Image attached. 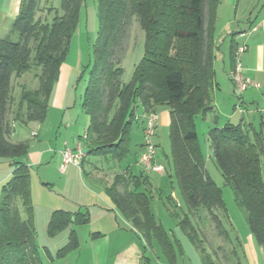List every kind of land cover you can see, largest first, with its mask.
<instances>
[{
  "label": "trees",
  "instance_id": "obj_1",
  "mask_svg": "<svg viewBox=\"0 0 264 264\" xmlns=\"http://www.w3.org/2000/svg\"><path fill=\"white\" fill-rule=\"evenodd\" d=\"M83 1L59 0L62 16L46 24L36 19L37 0H21L9 32L16 34L17 40L0 38V159L8 160L12 169L0 192V264H43L35 243L30 170L22 161L28 146L8 141L12 131L7 119L12 103L10 81L32 68L39 70L38 88L22 89L12 122L42 124L70 38L78 26ZM95 2L97 32L81 101V109L88 118L83 135L86 158L104 157L122 162L129 153L136 105L141 106L145 116L166 107L170 118L171 162L187 212L193 215L203 206L211 215L218 236L226 240L220 218L214 214L223 215L220 190L205 173L194 126L196 116L212 110L214 23L219 0ZM133 19L144 34L143 57L130 82L122 85L120 63ZM233 53L232 45L229 53L232 69ZM207 137L224 185L233 191L236 204L245 211L249 232L264 256L262 133L253 132L249 126L226 124L210 129ZM144 175L143 172L138 176L116 175L104 192L139 240L148 243L155 239L163 254L170 257L169 238L149 210L150 196L140 191V187L147 185ZM18 203L25 219L20 218ZM88 221L87 213L55 211L49 227L58 230L70 223L85 225ZM179 227L200 253L201 264H216L202 249L187 215ZM71 240L69 247L76 243L73 234Z\"/></svg>",
  "mask_w": 264,
  "mask_h": 264
},
{
  "label": "rangeland",
  "instance_id": "obj_2",
  "mask_svg": "<svg viewBox=\"0 0 264 264\" xmlns=\"http://www.w3.org/2000/svg\"><path fill=\"white\" fill-rule=\"evenodd\" d=\"M8 1L0 0V9L3 2L4 7H7ZM37 1L36 19L51 24L55 17L62 16L59 0ZM12 21L8 18L0 19V38L9 37L10 41L15 42L17 35L9 33ZM237 23L234 25V32H231L234 34L228 35L230 32H226L217 42L216 47L219 49L220 58L221 54H224L228 59L231 46L239 41L237 39ZM96 32V2L95 0H84L80 9L78 26L70 38L67 55L61 65L58 80L53 87L47 116L42 124L21 125L19 122H12L22 89L34 91L38 88L36 76L39 74V70L32 68L29 73H25L19 78L12 77L10 81L12 103L7 119L8 122H12L13 132L9 140L13 143L23 142L28 146L27 155L22 161L26 162L30 168L35 243L42 263L94 264L92 254L94 250L98 252L101 248L103 254L106 251L104 264H113L119 251L131 244H136L141 257L136 263L128 262V264H201L200 253L179 227L180 221L184 215H187L197 231V239L202 242V249L216 264H247L244 249L248 248L249 240L254 246H258L249 232L245 211L236 204L233 191L224 185L221 173L213 160L207 137L209 130L215 127V118H220V114H216L218 111H209L205 115L196 116L194 126L200 152L204 159L205 173L220 190L223 215L214 214L220 218L223 230L227 235L226 240L218 236L215 223L203 206H199L193 215L188 214L187 207L179 193L171 162L169 125H164L157 119L151 143L155 147L154 157L164 172L145 174L148 186L146 189L143 185L140 191L150 196L149 210L156 224L169 238L172 247L171 256L166 257L163 254L155 239H150L148 243L139 240L118 215H116V222L112 221L110 225L98 222V219L93 216L92 220L85 225L70 223L67 228L58 230L49 227L53 212L62 211L73 215L87 212L90 216L88 207L97 202L96 198L100 197L99 195L103 198L107 197L104 192L105 184L95 180L93 176H89L86 167L83 168V171L72 165L62 168L63 150H73L87 128L88 118L81 109V101L89 75L91 50ZM216 40L217 35H214V42ZM143 45V31L133 19L129 27L126 51L120 63L122 85H127L130 82L135 66L143 57ZM238 96L239 94H230V101L224 97L220 101V113L230 115V117L231 115L235 116V119L228 123L231 125L250 121L238 111V109L244 110L246 105L239 103ZM165 109L166 107L157 108L155 116H159ZM143 115L141 106L136 105L135 120L130 129L129 153L122 162L104 157H88L90 163L98 162L105 171H111V175L119 173L118 171H124L127 167L132 173L138 175L139 170L135 167V158L139 146L145 143L143 129L146 119ZM252 121H254L256 131L261 129L264 139V125L260 126V117L256 115ZM60 151H62L61 165L58 161ZM42 155L43 158L39 160V156ZM260 162L261 176L264 182V156L261 157ZM99 206L104 207L103 204ZM18 207L20 218L25 219V214L19 203ZM111 214L113 218L115 215L112 211ZM72 234L73 238H76L77 244L69 247L72 242Z\"/></svg>",
  "mask_w": 264,
  "mask_h": 264
},
{
  "label": "crops",
  "instance_id": "obj_3",
  "mask_svg": "<svg viewBox=\"0 0 264 264\" xmlns=\"http://www.w3.org/2000/svg\"><path fill=\"white\" fill-rule=\"evenodd\" d=\"M20 2L21 0H9L7 3V7H4L3 2L0 9V19L6 20L8 18L14 20L19 12ZM215 15L216 17L214 23V35H217V40L214 42L215 49L214 59L212 62L214 72V86L212 90L211 111H218L216 114H220V118H215L214 128H222L224 125L231 123L232 120L235 119L234 115H231L230 117V115L227 116L223 113H220V101H222L223 97L230 101V94H239L237 100L240 104L246 105L243 108L244 110L238 109V111H240L242 115H245L250 121L246 123L241 122L238 125H244L246 127L249 126V128H251L253 132H261V129L259 131H256L253 124L254 121L252 120H254V117L258 115L260 117V126L264 125V0H219ZM236 22H238L237 39H239V41L233 43L234 49L239 46L245 47L244 53L239 56L241 75L244 79L250 81L251 83L259 85L258 88L249 86L242 93H238L234 89V86L232 85V82L230 80L229 74L232 71L230 58L227 59L224 54H221L222 57L220 58L219 49L218 47H216L220 37L226 32H230L228 33V35L234 34L231 32H234V25ZM143 117H145V115H143ZM156 119L157 121H161V123L164 125H169V110L166 108L159 114V116H157ZM10 126L13 129L12 122L10 123ZM85 131L83 135L85 134ZM12 132L13 130L11 131V134ZM11 134L8 137V141L10 143H13L9 140ZM141 147L142 146H139L138 153L135 158V167L137 168V170H139V173L142 172L141 169L137 166V161L142 151ZM61 152L62 151L58 153V161H60V165ZM42 158L43 155L39 156V160H41ZM24 163L26 164V162ZM155 163L159 165L156 159ZM27 167L29 168V165H27ZM85 167L89 171L88 175L93 176L95 180L104 183L105 187L110 186L112 184L113 177L118 174H124L125 176L126 174H129L131 176L139 175V173L138 175L132 173V171H130L128 167L124 171H118L119 173L111 175V171H105L104 168H102L98 164V162L90 163L88 158L84 159L81 165V170L83 171V168ZM61 171L62 169L60 170V172ZM11 172L12 169L9 166V161L0 159V192L2 186L10 178ZM147 186L148 183L147 185L145 184L146 189ZM99 196L100 197L96 198L97 202H94L91 207H88L90 216L87 212L86 213L88 214L89 221H91L94 216L98 219V222H101L104 225H110L112 221L116 222V215H118L126 223L127 227L131 229L130 225L116 211L110 199L106 196L105 198L101 197V195ZM98 204H103L104 207L102 208ZM111 211L115 215L113 216V218L111 217ZM131 231L134 233L132 229ZM247 247L248 248L244 249L246 263L264 264V256L261 249L254 246L251 240H249ZM140 257V251L138 250L136 244H131L117 253L113 264H128V262L136 263L137 260L140 259ZM92 258L94 264H104L106 262V251L105 254H103L101 248H99L98 252L94 250Z\"/></svg>",
  "mask_w": 264,
  "mask_h": 264
},
{
  "label": "built area",
  "instance_id": "obj_4",
  "mask_svg": "<svg viewBox=\"0 0 264 264\" xmlns=\"http://www.w3.org/2000/svg\"><path fill=\"white\" fill-rule=\"evenodd\" d=\"M245 51V47L239 46L234 49V68L229 74L230 80L234 89L238 93H242L246 90L247 87L252 86L254 88H258L259 85L253 84L250 81L244 79L241 75V67L239 62V56L243 54ZM146 122L145 127L143 129V136L145 139V143L142 145V151L139 155L137 166L141 169L144 174L148 173H156L160 174L164 172V169L155 163V147L151 143V138L154 135V125L156 121L155 114H149L145 116ZM85 136L79 139L76 147L73 150L65 149L62 152V168H65L68 165H72L74 167L80 168L82 162L86 158L84 149H83V141Z\"/></svg>",
  "mask_w": 264,
  "mask_h": 264
}]
</instances>
